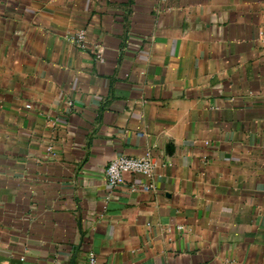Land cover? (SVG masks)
I'll return each mask as SVG.
<instances>
[{
	"label": "crops",
	"instance_id": "0c3cea01",
	"mask_svg": "<svg viewBox=\"0 0 264 264\" xmlns=\"http://www.w3.org/2000/svg\"><path fill=\"white\" fill-rule=\"evenodd\" d=\"M91 256L264 264V0H0V264Z\"/></svg>",
	"mask_w": 264,
	"mask_h": 264
},
{
	"label": "built area",
	"instance_id": "2783aa9c",
	"mask_svg": "<svg viewBox=\"0 0 264 264\" xmlns=\"http://www.w3.org/2000/svg\"><path fill=\"white\" fill-rule=\"evenodd\" d=\"M72 40L76 46L80 49L88 48V41L86 37V32L80 30L74 34ZM96 58L102 61V55L99 50L95 52ZM29 108V106H27ZM154 163L152 158L146 154L143 157L132 158L126 156H117L113 158L106 166L104 171L105 180L107 185L111 188H116L124 185V176L126 174H134L142 176L148 180L152 178ZM144 191H149L153 189L151 183L142 186ZM137 187L131 186L130 191L135 192ZM89 264H96V260L93 256L89 259Z\"/></svg>",
	"mask_w": 264,
	"mask_h": 264
}]
</instances>
